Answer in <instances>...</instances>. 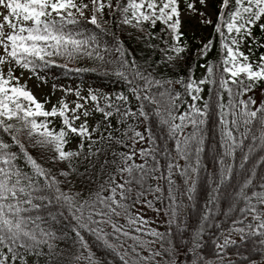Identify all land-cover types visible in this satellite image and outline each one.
Returning a JSON list of instances; mask_svg holds the SVG:
<instances>
[{
  "label": "snow or ice",
  "instance_id": "6c2138e0",
  "mask_svg": "<svg viewBox=\"0 0 264 264\" xmlns=\"http://www.w3.org/2000/svg\"><path fill=\"white\" fill-rule=\"evenodd\" d=\"M197 2L207 7V0H185L187 11L198 13L201 23L212 24L207 14L197 9ZM0 9L6 12H0V264H30V258L31 264H40L42 258L44 264H94L82 232L113 251L121 264H175L170 232L152 227L154 221L147 219L141 209L159 212L154 201L161 200L166 187L171 225L182 215V197L193 199L202 170L204 126L211 104L210 99L204 101L203 107L197 104L203 100L201 93L206 84L214 86L209 95H216L222 149L216 158L218 182L208 202L212 207L235 171L228 158L235 159L237 150L242 151V180L232 192L229 206L230 212L238 211L240 215L231 221L223 243L217 244L218 254L222 258L223 250L235 243L233 233L239 234L241 240L264 237V176L256 172L258 166L264 165V156L246 169L254 151L264 152V101L256 106L251 96L242 98L264 82V53L257 60L250 59L255 54L253 45L264 47L253 34L255 28L264 33V0H222L214 30L220 37L223 58L219 64L201 65L206 75L199 81L190 77L187 82L183 78L157 79L134 58L129 60L123 42L108 28L110 20L104 18L107 9L117 27L128 26L146 33V40L160 39L164 45L159 48L162 60L171 64L187 51L182 39L180 0H0ZM87 11L91 15L86 17ZM158 22L164 26L163 36L144 27L147 24L154 29ZM85 24L98 31L88 32ZM107 35L113 37L114 47L101 39ZM247 40L251 43L245 54L241 47ZM213 44L209 40L198 55H207ZM148 46L158 47L151 43ZM113 51L118 53L115 58L111 57ZM57 58L64 62L57 64ZM85 58L105 67V74L115 65L113 74L127 84L137 103L135 110L127 94L112 97L90 90L83 96L79 89L74 93V106L62 97L49 110L45 104L50 101L40 102L27 84L21 83L24 72L16 75L19 68L43 80L40 72L52 66L76 72L96 71L69 68L70 63ZM176 83L184 86L192 100L182 112L180 108L187 102L172 87ZM63 91L67 95L72 89ZM224 93L228 96L226 104ZM96 114L102 119L94 120ZM57 117L61 121L58 129L52 126ZM153 117L165 133L164 138L171 139V151L158 145L150 123L144 132L138 130V122L147 123ZM72 137H78L79 143L68 150ZM246 141L250 143L246 145ZM144 143L146 147H136ZM245 147L247 152H243ZM30 149L40 152L39 159ZM47 152L54 155L45 158ZM160 157L166 158L163 167ZM40 161L54 166L67 164V168L54 173ZM75 161L88 162L83 173ZM97 164L98 175L104 177L99 183L91 176ZM74 175L87 176L90 183H97L96 188L82 198L80 192L68 187ZM174 175L184 179L183 189L177 187ZM206 209L203 221L212 215V208L206 205ZM65 215L75 222V254L58 247L61 237L53 230L55 222ZM106 225L111 232L105 230ZM202 231L203 228L194 234L193 251L200 247ZM259 243L264 246V240Z\"/></svg>",
  "mask_w": 264,
  "mask_h": 264
},
{
  "label": "trees",
  "instance_id": "16d2710c",
  "mask_svg": "<svg viewBox=\"0 0 264 264\" xmlns=\"http://www.w3.org/2000/svg\"><path fill=\"white\" fill-rule=\"evenodd\" d=\"M88 2V0H85ZM222 0H213L211 3L212 11L214 12V17L207 14L204 10V6L196 3L197 9L199 11L205 12L207 17L212 20V24H203L200 22L201 17L199 14H191L187 11L186 3L184 0V5L180 7L181 12L187 13L189 16L194 19L199 20L200 24L196 31L194 32H183V40L187 44V51L183 54V58L179 61L173 62L171 64H166L162 60V53L159 48L164 47L160 39L146 40L144 37L146 33L137 31L136 29L128 26L117 27V24L114 19L110 18L105 10L104 18L110 20L108 28L111 32H115L119 39L123 42V47L128 53V59H135L138 65L142 69H147L153 73L157 79H169V80H179L184 79L185 82L189 78H194L199 81L206 75V68L201 65L214 63L219 64L223 58V50L221 48L220 37L215 33L214 26L217 21V15L220 10V5ZM119 14H117L118 16ZM84 23V22H82ZM88 32L98 31L94 29V26L85 24ZM71 27V26H70ZM145 29L156 33L157 35L163 36L161 29L164 27L159 22L157 23L154 29L150 28L149 25L144 26ZM9 31V29H5ZM253 34L259 39L260 43H264V33H261L259 28L253 30ZM101 39L107 43L110 47H114L113 37L111 35L102 36ZM170 39V38H169ZM209 40H213V47L207 52V55L200 56L198 55L199 50L206 44ZM158 45L157 48H150L148 44ZM251 43V40H247L241 47V51L245 54H248V45ZM253 50L255 52L254 56H251L250 59L257 60L261 53H264V47H258L253 45ZM118 56V53L113 51L111 57L115 58ZM64 61L57 58V64H62ZM115 67H109L107 69V74H105V67H101L98 62L89 60L87 58L72 62L69 64V68H84V69H97L96 71H68L63 67L52 66L47 69H44L40 72V76L43 77V80L37 79L35 76L26 70L17 68L16 75L19 76L21 71L28 73L29 77L45 85H51L53 91L58 89H72V92L75 93V90L79 89L81 95L87 96L89 91H95L102 95H110L115 97L118 93H124L129 96L131 101L130 106L135 110L137 103L135 99L131 96L128 91L127 84L116 75L113 74L112 69ZM23 74V75H24ZM23 84V83H22ZM55 86V87H54ZM175 90L181 93L182 99L187 103L182 104L180 111H185L189 104L192 103L191 97L185 92L183 85L176 83L172 85ZM214 86L204 85L203 92L201 96L203 100L198 101L197 104L200 107H203L205 100H211L209 115L207 118V123L205 127V151L201 154L202 159V170L199 174V178L196 183V191L193 195L191 201L187 200L186 197H182V215L178 217L177 221L169 225L168 220L169 216L167 215V188L161 195V200L154 201L155 208H158L160 211L157 212L153 209L143 208L141 211L147 210L156 213L160 219H162L161 224L159 225L158 231L170 232L168 239L175 245L174 251V260L175 264H264V246H262L259 241L264 240V237L260 236H249L247 239L241 240L239 234H235L239 239L234 240L235 243L229 245L223 250L222 258L218 254L217 244L223 243L225 235H227L228 229L230 228L231 221L233 219L239 218L238 211H229V206L232 203L231 194L234 189L240 184L242 180L241 170L239 168V162L242 156V151L237 150L235 159L228 158V163H232L235 166V171L233 177L230 181H226L222 186L218 199L215 202V206L212 207L209 202V197L213 193L214 188L218 182L219 175V165L216 163V158L221 153L222 149L220 148V135L218 130V114L216 108V95L213 92L211 97L209 95V89ZM251 96L256 100L258 106L261 101H264V82H261L252 92L247 93L243 99H247ZM228 100L227 93H224V103L226 104ZM56 101L54 104H57ZM42 119V118H39ZM51 119V118H50ZM102 117L99 114L94 116V120H100ZM132 122V121H129ZM138 130L144 132L145 128L149 126V123L152 127L153 134L157 137V143L160 147H167L169 151L172 148L171 139H165V133L161 131L160 127L157 126L156 120L153 117L150 122H138ZM113 124H115V117L113 118ZM57 129L61 126L60 118H55L53 120V125ZM243 130V129H241ZM187 131H191V128H188ZM5 139H8L5 137ZM79 143L78 137H72L70 143L67 145V149L73 143ZM250 141H246L247 145ZM147 144H137L136 147H146ZM15 150V149H13ZM32 155L39 159L40 152L37 150L30 149ZM243 152H247V147L243 149ZM49 155H54V153L47 152L45 153V158ZM264 156V152L259 150L254 151L248 163L246 164V169L251 168L252 164L255 163L259 157ZM103 159V157H101ZM161 166L166 162L165 157H160ZM45 163V161H40ZM21 166L23 162L21 161ZM78 171L83 173L88 167V162H79L75 161ZM180 164L183 165L184 161L181 160ZM46 167L53 168L55 173L57 169L67 168V164L52 165L51 163H45ZM27 170V169H26ZM99 165H96V168L91 170L92 180L99 183L104 179L102 175H98ZM258 176H264V165H260L256 168ZM193 179L196 177L193 175ZM60 179H63L60 177ZM72 185L68 186L72 188L74 192H80L82 198L87 197L88 194L93 191L97 183H90L87 176H77L74 175L72 178ZM173 179L176 181L177 187L183 189L184 179L178 175H174ZM151 183H156L152 181ZM162 186L165 185L164 181H160ZM67 190V187H65ZM259 190V189H253ZM152 199L151 196L148 197ZM206 205L209 208H212V215L207 221H203L202 217L206 212ZM243 205H238L242 207ZM46 215V213H42ZM251 218L249 217V220ZM123 223V220H121ZM247 222V221H246ZM74 221L71 220L67 215L63 218L58 219L54 226L53 230L56 231L57 236L61 237L58 241V247L69 251L73 254L76 253L77 249L72 247L73 242L76 240L75 233L72 231L74 226ZM203 228V231L200 234L199 244L200 247L196 248L193 251V238L194 234ZM105 230L111 232L109 226H105ZM85 239L88 241L90 251L94 258V264H121L119 258L115 255L113 251L103 246V244L96 240V238L86 232H82ZM128 243H131L129 241ZM159 248V244L156 245ZM84 254H88V250H83ZM144 255H148L147 252H144ZM30 258V264L31 260ZM159 259V258H157ZM40 264H44L43 258L40 260ZM78 264H87V261H80Z\"/></svg>",
  "mask_w": 264,
  "mask_h": 264
},
{
  "label": "rangeland",
  "instance_id": "374dc122",
  "mask_svg": "<svg viewBox=\"0 0 264 264\" xmlns=\"http://www.w3.org/2000/svg\"><path fill=\"white\" fill-rule=\"evenodd\" d=\"M213 0H207V7H204V10L207 14L214 17V12L211 8V3ZM198 3V2H197ZM184 5V0H180V7ZM0 12H5V10L0 9ZM6 14V12H5ZM91 12H86V17L90 16ZM79 18V17H78ZM0 21H2V16H0ZM82 22L85 23V21L82 20ZM181 31L183 32H194L199 27V20L194 19L193 17L189 16L185 12H181ZM90 25V24H88ZM21 83H26L28 88L32 91L33 95L40 101L44 102L45 100L50 101L49 103L45 104L46 109H51L52 105L59 101L62 97L70 103V106H74L72 102L76 100V96L73 92H69L67 95H65V92L62 89H58L56 91H53V88L51 85H45L43 83H39L35 81L33 78L29 79L28 73H25L21 79ZM77 143H73L69 146V149H75ZM145 217L151 221H154V223L151 225L152 227L156 228L158 230L159 225L161 224L162 219L159 218V216L151 211L144 210L142 211ZM232 240L239 239L235 234L231 235Z\"/></svg>",
  "mask_w": 264,
  "mask_h": 264
}]
</instances>
